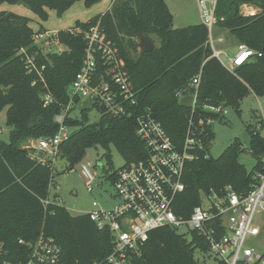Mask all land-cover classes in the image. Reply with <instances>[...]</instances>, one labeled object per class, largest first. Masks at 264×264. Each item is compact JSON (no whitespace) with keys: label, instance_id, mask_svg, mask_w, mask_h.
I'll return each instance as SVG.
<instances>
[{"label":"trees","instance_id":"trees-1","mask_svg":"<svg viewBox=\"0 0 264 264\" xmlns=\"http://www.w3.org/2000/svg\"><path fill=\"white\" fill-rule=\"evenodd\" d=\"M80 1L89 8L102 0H0V5L22 4L46 22L49 10L62 16ZM243 5L256 7L262 13L244 17ZM216 18L217 26L239 45L262 56H256L234 73L228 71L212 57L207 46V27L199 24L175 29L174 16L165 0H116L106 13L87 23H77L73 29L84 31L100 25L107 43L118 55L122 73L130 79L136 105L130 117H113L103 112L95 125H79L68 119L72 135L59 146L58 156L74 166L83 160L88 149L101 146L109 150L114 145L127 164L139 162L146 149L136 134V118L150 110L179 149L185 146L192 120L193 136L201 141V146L189 150L193 160L185 169V190L175 203L179 217L189 219L205 197L212 193L221 195L227 187L246 195L254 173L262 169L261 130L249 129L251 154L258 163L248 172L240 163L243 148L239 143L228 147L219 158L210 156L214 133L208 122L216 121L220 114L205 108L224 110L232 106L240 113V104L249 94L264 96V0H218ZM29 23L28 18L0 13V113L6 110V124L11 129L9 141H0V244L8 253V260L26 261L31 252L27 243L35 242L44 233L54 238L61 249L56 264H107L113 249L110 233L100 231L86 215L73 217L57 203L44 206L54 185L52 161L41 163L33 157L32 149L23 147L25 142L53 137L58 132L55 117L70 102L69 87L83 66L86 41L83 35L63 31L58 34L59 41L67 50L44 55L35 44ZM141 36L153 44V37H157L160 46L148 54L141 52ZM21 50L35 56L39 74L28 72L24 56L19 55ZM107 68L100 62L102 75ZM198 75V88H190ZM183 90H187L186 95L197 90L194 109L181 105L177 94ZM47 92L55 102L46 107L42 96ZM106 157L112 169L109 155ZM192 237L193 242L189 243L185 235L173 229L154 231L140 264H201L195 259L196 246L201 243L204 251L207 246L197 233H192ZM20 240L25 244H20Z\"/></svg>","mask_w":264,"mask_h":264},{"label":"built area","instance_id":"built-area-1","mask_svg":"<svg viewBox=\"0 0 264 264\" xmlns=\"http://www.w3.org/2000/svg\"><path fill=\"white\" fill-rule=\"evenodd\" d=\"M197 1L201 22L209 31L207 46L212 50V57L224 68L234 73L237 68L251 63L256 56H262L246 45H238L235 55H229L222 49L227 44V39L217 35L215 31L218 0ZM248 7L250 6L244 5L241 8L242 16L253 18L262 13L256 7ZM71 32L84 36L85 60L69 87L70 102L55 117L58 132L53 137L38 140L37 146L39 151L55 158L58 157L59 146L72 135V128L67 125V120L76 100H89L113 117H130L133 106L136 105V93L130 86V79L122 73L118 55L114 47L107 43L100 25L88 31L77 28ZM48 36L38 33L36 39L42 40L46 47L51 43L61 45L56 34ZM35 44L38 46L37 42ZM62 52L64 51L61 49L59 53ZM19 55L24 56L22 60L28 72L37 71L39 74L34 55L27 54L25 50H21ZM100 62L109 66L104 75L99 71ZM199 84L200 75L193 79L190 88L197 89ZM186 91L179 92L177 97L181 102L183 98L192 96L194 101L191 109H194L198 92L195 90L194 94L186 95ZM42 100L46 107L55 102L50 92L44 94ZM205 111L221 114L223 109L206 107ZM260 119L257 128L262 130L264 119ZM136 122V134L146 149L144 159L126 164L108 177L120 204L114 209L103 210L94 203L93 210L86 214L100 231H107L111 235L113 249L106 263L140 264L144 247L154 231L163 228L178 231L187 227L189 234L197 233L202 244L207 246L204 251L199 243L195 254L209 253L215 264H264V156L262 169L254 173L251 190L246 195L237 194L232 187H227L221 195L212 193L205 197L203 204L193 210L190 218L183 219L176 214L175 203L179 194L185 190V169L193 160L189 150L195 145L201 146V141L193 136V120L183 149L173 143L150 110L140 114ZM213 123L211 120L208 122L211 125ZM2 132L3 129L0 128V135ZM33 157L41 163L46 162L34 155ZM52 167L54 168V160ZM92 170L93 165L89 161L81 164V176L90 193L94 190L96 180V173ZM43 204L47 206L53 202L49 199ZM20 244L24 245L25 242L20 240ZM27 246L31 250L29 258L14 262L8 260V253L0 244V264H56L60 260L59 245L54 238L44 233L35 242L27 243Z\"/></svg>","mask_w":264,"mask_h":264},{"label":"rangeland","instance_id":"rangeland-1","mask_svg":"<svg viewBox=\"0 0 264 264\" xmlns=\"http://www.w3.org/2000/svg\"><path fill=\"white\" fill-rule=\"evenodd\" d=\"M112 0H102L100 3L87 7L83 1L74 4L64 15L58 16L54 10H49L48 21H41L29 8L22 4L10 5L1 4L0 13H12L30 19L29 26L33 30L36 39L38 33H42L45 37L58 36L63 31L73 30L77 23H87L91 19L106 13L111 7ZM116 1V0H113ZM169 3L172 12L179 15L197 14L200 21V14L197 0H165ZM193 1V6H191ZM244 6V5H243ZM243 6L241 8H243ZM250 6V5H246ZM198 8V10L196 9ZM251 9L252 7H248ZM183 29V28H182ZM217 35L224 36L227 44L222 47L229 55L234 56L238 50V41L231 37L226 30H222L219 26L215 27ZM155 47L160 46L157 37H153ZM38 47L42 49L44 55L48 53H59L62 49L67 50L61 44L51 43L49 47L44 46L42 40H37ZM63 53V52H62ZM60 54V53H59ZM103 111L101 108L94 106L91 101L85 99L76 100L69 113L68 119L78 122L79 125H95L100 122ZM260 118L264 119V96L257 97L255 94H249L240 104V113L232 106L224 107L219 118L212 125L214 139L210 146V156L219 158L224 151L235 143L242 145L243 151L240 156V163L245 166L248 172L253 171L258 163L257 157L253 156L252 135L249 130L251 127L257 129ZM6 110L0 113V128L3 129L0 135V141L8 142L11 129L7 126ZM264 138V129L260 131ZM27 147L32 149L33 155L41 160H54V185L51 188L50 200L53 203L65 207L73 217L84 216L93 210V204L97 203L99 208L103 210H111L120 204L115 198V189L108 179L113 172L126 166L127 162L119 150L110 145L109 150L101 146L92 147L86 151L83 160L71 166V164L61 157H51L48 153H43L37 149L38 141L31 140L26 143ZM109 155L112 169L108 166ZM90 162L93 165V172L96 173V180L93 185V192L90 193L81 176V164ZM57 197V199H56ZM178 234L185 235L189 243H192V234L188 233L187 227L179 229ZM188 233V234H187ZM195 259L201 264H215L211 258V254L201 253L195 254Z\"/></svg>","mask_w":264,"mask_h":264},{"label":"crops","instance_id":"crops-1","mask_svg":"<svg viewBox=\"0 0 264 264\" xmlns=\"http://www.w3.org/2000/svg\"><path fill=\"white\" fill-rule=\"evenodd\" d=\"M114 2L115 1H113V0L111 1V7L109 8V10L112 8ZM166 3L168 5L170 11L172 12V9L170 8L169 3L168 2H166ZM193 5H195V4H193V1H192L191 6H193ZM198 8H196V9L198 10ZM197 12H199V11H197ZM172 14L174 16V28L175 29H182V28H187L189 26L202 24L201 18L199 21V17L197 14L195 15V13L194 14L191 13L190 15H187V16L186 15L181 16L178 13L176 14V12L175 13L172 12ZM199 14H200V12H199ZM28 142H30V141H28ZM28 142H25L23 144L24 148H28L26 145V143H28Z\"/></svg>","mask_w":264,"mask_h":264},{"label":"water","instance_id":"water-1","mask_svg":"<svg viewBox=\"0 0 264 264\" xmlns=\"http://www.w3.org/2000/svg\"><path fill=\"white\" fill-rule=\"evenodd\" d=\"M139 49L141 50V52L148 54V53H151L155 49V45L151 41L146 39L144 36H141L140 41H139ZM193 101H194V98L192 96H188V97L183 98L180 103L182 106L192 108Z\"/></svg>","mask_w":264,"mask_h":264}]
</instances>
